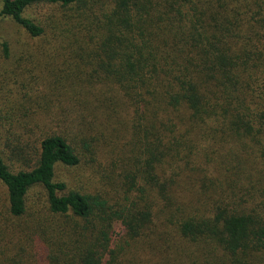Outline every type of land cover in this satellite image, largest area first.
Masks as SVG:
<instances>
[{"label":"trees","instance_id":"16d2710c","mask_svg":"<svg viewBox=\"0 0 264 264\" xmlns=\"http://www.w3.org/2000/svg\"><path fill=\"white\" fill-rule=\"evenodd\" d=\"M221 2L0 0L35 42L2 104L30 155L0 156V264H264V42Z\"/></svg>","mask_w":264,"mask_h":264},{"label":"rangeland","instance_id":"374dc122","mask_svg":"<svg viewBox=\"0 0 264 264\" xmlns=\"http://www.w3.org/2000/svg\"><path fill=\"white\" fill-rule=\"evenodd\" d=\"M221 4L224 5V16H228L230 19L235 16L236 22L240 26V28H236V33L242 37L243 42L248 44L250 42L257 43L259 39L264 42V0H222ZM36 11L32 10L28 14L33 18H37L38 13ZM34 43V41L28 40L26 35L9 19L0 17V156L5 160L10 158L12 163L17 166H21V160H24L27 154L30 155V153H26L28 145L14 143L15 147H17L16 149L21 150H16L15 152L24 158L20 160L17 159V155L12 157L10 150L5 147L6 141L3 127L7 121L2 104H11V102H14V96L17 93H26L27 89L32 87L35 74L29 66H24L26 65V52H30L31 46ZM3 44L7 45V54H4L2 50ZM256 45L258 46V43ZM21 87L25 89L21 90V92L17 91ZM75 134L76 132L69 137H73ZM213 158L215 161L218 160L215 157ZM83 170V165L76 169H61L59 171V179L66 181L68 184H78L77 181L83 180ZM220 172L223 173V170L221 169ZM211 174L215 175L216 173L211 172ZM6 206L7 193L5 188L0 184V216L5 215L4 208ZM16 222L10 223L13 225ZM20 222L22 223V221ZM9 230L10 224L7 233L9 246L16 247L17 238L11 239Z\"/></svg>","mask_w":264,"mask_h":264}]
</instances>
